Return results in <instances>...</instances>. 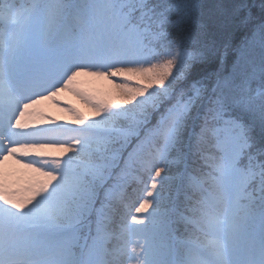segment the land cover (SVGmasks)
Segmentation results:
<instances>
[{"label": "snow or ice", "instance_id": "snow-or-ice-1", "mask_svg": "<svg viewBox=\"0 0 264 264\" xmlns=\"http://www.w3.org/2000/svg\"><path fill=\"white\" fill-rule=\"evenodd\" d=\"M0 264H264V0H0Z\"/></svg>", "mask_w": 264, "mask_h": 264}, {"label": "rangeland", "instance_id": "rangeland-1", "mask_svg": "<svg viewBox=\"0 0 264 264\" xmlns=\"http://www.w3.org/2000/svg\"><path fill=\"white\" fill-rule=\"evenodd\" d=\"M88 87L90 90H95V91H110L112 89V85L108 81H92L88 84L85 85ZM62 99L70 103L72 105H75L77 108H79L82 112H84L87 115H91V108L89 105H87L84 101L80 100V98L76 97L75 95L65 92L62 94ZM56 107L49 105V111L53 115L57 116H65L66 113L61 112L58 114L56 111Z\"/></svg>", "mask_w": 264, "mask_h": 264}, {"label": "bare ground", "instance_id": "bare-ground-1", "mask_svg": "<svg viewBox=\"0 0 264 264\" xmlns=\"http://www.w3.org/2000/svg\"><path fill=\"white\" fill-rule=\"evenodd\" d=\"M56 111L58 112V114L61 113V111L58 108L56 109Z\"/></svg>", "mask_w": 264, "mask_h": 264}]
</instances>
